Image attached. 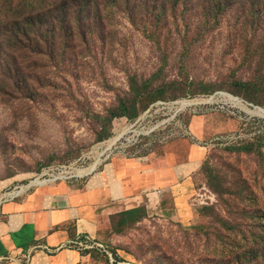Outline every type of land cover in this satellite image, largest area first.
Wrapping results in <instances>:
<instances>
[{
    "label": "rangeland",
    "instance_id": "1",
    "mask_svg": "<svg viewBox=\"0 0 264 264\" xmlns=\"http://www.w3.org/2000/svg\"><path fill=\"white\" fill-rule=\"evenodd\" d=\"M196 1L140 6L136 25L114 8L89 50L42 58L22 89L0 94V195L43 172L90 186L118 157L181 156L200 145L189 220L171 197L155 210L119 214L101 243L121 264H264L244 254L264 232V117L219 98L264 109V0H233L222 10ZM121 134L94 171L73 176ZM91 256L110 264L100 251Z\"/></svg>",
    "mask_w": 264,
    "mask_h": 264
},
{
    "label": "crops",
    "instance_id": "2",
    "mask_svg": "<svg viewBox=\"0 0 264 264\" xmlns=\"http://www.w3.org/2000/svg\"><path fill=\"white\" fill-rule=\"evenodd\" d=\"M204 149L195 145L181 156L118 157L90 186L47 181L0 201V264H98L91 253L70 249V241H104L119 214L155 210L171 197L177 216L189 220L193 175Z\"/></svg>",
    "mask_w": 264,
    "mask_h": 264
},
{
    "label": "trees",
    "instance_id": "3",
    "mask_svg": "<svg viewBox=\"0 0 264 264\" xmlns=\"http://www.w3.org/2000/svg\"><path fill=\"white\" fill-rule=\"evenodd\" d=\"M3 1V0H0ZM9 5H0V94L10 95L14 89H22L31 74L41 68L42 58H58L70 52L89 50V41L104 35L108 12L124 8L132 25H136V12L142 6L152 12L161 0H7ZM162 8H178L188 0H163ZM203 1L220 10L230 6L233 0ZM135 17V18H134ZM144 27L146 24L144 23ZM146 29H144L145 31ZM151 36L161 35L152 29ZM39 84V80H35ZM136 210V209H135ZM264 219V217H263ZM261 238L252 242L244 254L251 259L264 258L262 250L256 248ZM244 259V257H241Z\"/></svg>",
    "mask_w": 264,
    "mask_h": 264
},
{
    "label": "bare ground",
    "instance_id": "4",
    "mask_svg": "<svg viewBox=\"0 0 264 264\" xmlns=\"http://www.w3.org/2000/svg\"><path fill=\"white\" fill-rule=\"evenodd\" d=\"M219 98L221 99L222 102L232 106V107H235L237 109H239L240 111L242 112H245V113H248V114H252V115H257L259 117H264V109L263 108H260V107H251L249 106L248 104L242 102L241 100L239 99H236L230 95H227V94H220L219 95ZM215 99L214 98H210L208 99L207 101L206 100H188V101H184V102H181L178 104V107H180V109L182 110H187L189 108H193L194 106H198V105H202V104H207V103H210V102H214ZM220 104V103H219ZM175 106V105H174ZM173 107V106H172ZM170 108V107H169ZM173 118V117H172ZM175 118V117H174ZM169 122V121H168ZM163 125V124H162ZM159 127V126H158ZM143 130V129H142ZM156 130V129H155ZM145 131V130H144ZM150 131V130H149ZM152 131V130H151ZM127 132V131H126ZM151 133V132H150ZM138 134H140L138 132ZM124 134H121L115 138H113L112 140H110L109 142H107L106 144V147H105V150L99 154V157L97 159V161L91 165L88 169L86 170H76L75 171V175H73L74 177L75 176H83L85 174H88L92 171L95 170V168L99 165V163L101 162V157L104 156L105 152L110 150L119 140L121 137H124L122 136ZM141 135V134H140ZM139 137V136H138ZM130 140V139H129ZM100 150V149H99ZM69 169V168H68ZM62 171V170H61ZM63 173L65 175H61L62 178H67L68 176H70L69 174V171H63ZM72 176V177H73ZM69 178V177H68ZM40 181L38 179L36 180H33L31 181L30 183H39ZM43 182V181H42Z\"/></svg>",
    "mask_w": 264,
    "mask_h": 264
},
{
    "label": "built area",
    "instance_id": "5",
    "mask_svg": "<svg viewBox=\"0 0 264 264\" xmlns=\"http://www.w3.org/2000/svg\"><path fill=\"white\" fill-rule=\"evenodd\" d=\"M48 177V178H45ZM52 177V178H50ZM39 183H44L47 181H55V180H61L60 177L53 176L52 174H49L48 172L41 173L38 177ZM36 179V178H35ZM43 181V182H42ZM31 182V181H30ZM38 183H28L27 185H16L12 189L7 190L5 193L0 195V201L5 200L7 198L15 197L20 193L21 191L29 188L32 185H35ZM69 248L76 250L79 253H91L92 251H100L104 253L110 262V264H121L118 263L112 254L111 251L108 250V248L101 242L88 237H77L76 239L70 241ZM111 252V253H110Z\"/></svg>",
    "mask_w": 264,
    "mask_h": 264
}]
</instances>
